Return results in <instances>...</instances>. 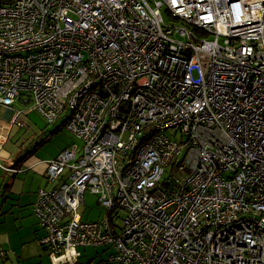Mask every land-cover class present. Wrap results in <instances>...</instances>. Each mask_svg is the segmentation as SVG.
I'll return each mask as SVG.
<instances>
[{
	"label": "built area",
	"instance_id": "obj_1",
	"mask_svg": "<svg viewBox=\"0 0 264 264\" xmlns=\"http://www.w3.org/2000/svg\"><path fill=\"white\" fill-rule=\"evenodd\" d=\"M17 99L81 140L33 204L52 264H264V0H0Z\"/></svg>",
	"mask_w": 264,
	"mask_h": 264
},
{
	"label": "crops",
	"instance_id": "obj_2",
	"mask_svg": "<svg viewBox=\"0 0 264 264\" xmlns=\"http://www.w3.org/2000/svg\"><path fill=\"white\" fill-rule=\"evenodd\" d=\"M16 106V103L11 107L0 104V135L6 136L5 140L0 139V244L8 251L3 264H51L45 263L43 258L47 252L40 240L45 232L39 225L33 204L39 188H50L60 183L61 180L54 183L47 181V162L72 142L69 140L51 155L48 153L37 155L39 145L46 141L42 140L26 152L22 151L20 157H17V153L13 155L4 144L8 142V137L12 133L14 127L12 125H15H10V122L15 112H19ZM22 113L19 114V118ZM59 126L52 133H56ZM103 212L104 210L98 212L97 218L86 219H98Z\"/></svg>",
	"mask_w": 264,
	"mask_h": 264
},
{
	"label": "rangeland",
	"instance_id": "obj_3",
	"mask_svg": "<svg viewBox=\"0 0 264 264\" xmlns=\"http://www.w3.org/2000/svg\"><path fill=\"white\" fill-rule=\"evenodd\" d=\"M32 104V102L25 103L17 99L16 109L21 112H25L23 110L31 108ZM27 112L29 113H22L20 117V121L23 122V125H12L10 122V125L14 127L12 129V133L8 137V142H6L4 145L12 152L13 155L17 153V157H20L22 155V151L23 153L26 152L27 150L31 149V147H34L36 144L40 143L42 140L46 141L43 145H39L38 152L36 153L37 155H46L45 153L51 155L56 153L69 140L78 144L81 143V140L73 136L64 127V123L62 121L67 112H64L62 117L58 118L55 123H48L44 117L36 113V110L30 109ZM58 125H61L60 129H58L56 133H52ZM85 200L86 202L82 208L84 217L97 218V213L104 210L97 200V195L92 193L90 190H87L85 194ZM124 215L125 213L122 210H119L113 218L114 222L116 224L118 223V228L123 225ZM78 253L79 260L77 264H108V257L111 253V249L107 248L105 245L86 247L81 246L78 248ZM43 258L45 263L51 262L49 256L46 255Z\"/></svg>",
	"mask_w": 264,
	"mask_h": 264
},
{
	"label": "trees",
	"instance_id": "obj_4",
	"mask_svg": "<svg viewBox=\"0 0 264 264\" xmlns=\"http://www.w3.org/2000/svg\"><path fill=\"white\" fill-rule=\"evenodd\" d=\"M65 119V118H64ZM64 119H63V123H64ZM60 127H61V125L58 127V129H60ZM21 160V159H20ZM6 252H7V254H6V256H5V258L2 260V261H0V264H2V263H4L5 262V260L7 259V256H8V251L6 250Z\"/></svg>",
	"mask_w": 264,
	"mask_h": 264
},
{
	"label": "water",
	"instance_id": "obj_5",
	"mask_svg": "<svg viewBox=\"0 0 264 264\" xmlns=\"http://www.w3.org/2000/svg\"><path fill=\"white\" fill-rule=\"evenodd\" d=\"M193 1H196V0H193Z\"/></svg>",
	"mask_w": 264,
	"mask_h": 264
}]
</instances>
